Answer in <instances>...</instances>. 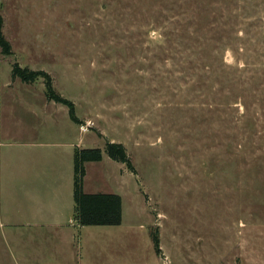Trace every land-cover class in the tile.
<instances>
[{
	"label": "rangeland",
	"instance_id": "obj_1",
	"mask_svg": "<svg viewBox=\"0 0 264 264\" xmlns=\"http://www.w3.org/2000/svg\"><path fill=\"white\" fill-rule=\"evenodd\" d=\"M0 12L14 54L0 49V264H264V0H0ZM16 64L49 74L84 127L47 110L44 80L11 94ZM54 115L70 155L103 152L84 191L121 197V226L80 227L73 196L56 220L16 196L19 142L1 131L42 133Z\"/></svg>",
	"mask_w": 264,
	"mask_h": 264
},
{
	"label": "crops",
	"instance_id": "obj_2",
	"mask_svg": "<svg viewBox=\"0 0 264 264\" xmlns=\"http://www.w3.org/2000/svg\"><path fill=\"white\" fill-rule=\"evenodd\" d=\"M15 87L16 81L9 86L11 94ZM8 99L13 98L8 97ZM46 106L47 110L52 109L54 113L59 111L58 105L49 102L47 98ZM48 121L50 124H46L47 128L42 133L32 134L25 130H13L6 134L1 131V136L4 135L9 140L14 139L19 142L18 145L9 143L10 147L16 146L18 151L11 155L8 164L11 166L7 168L12 172V167H15L18 187V190H15L16 196L20 200L39 197L38 201L44 203V208L41 210L44 218L56 220L69 209V197L73 196L74 200L75 151L73 155H70L68 144L61 145L56 142L60 139L58 137H61L56 133V116H51ZM25 138H28L27 141ZM44 139L45 141H39ZM40 148L41 152H39ZM57 149L66 151L57 152Z\"/></svg>",
	"mask_w": 264,
	"mask_h": 264
},
{
	"label": "trees",
	"instance_id": "obj_3",
	"mask_svg": "<svg viewBox=\"0 0 264 264\" xmlns=\"http://www.w3.org/2000/svg\"><path fill=\"white\" fill-rule=\"evenodd\" d=\"M0 49L5 57H12L13 48L4 35V20L0 12ZM14 81L20 80L27 85H34L39 80H44L46 87V97L49 102L62 105L68 108L71 121L84 127V124L76 115L75 105L58 95L54 89L52 77L45 72H33L23 69L20 65L13 66ZM107 154L109 158L117 163L125 165L128 170L136 174V169L128 155L126 148L119 144H108ZM103 161L101 150H75L74 155V201L75 220L77 224L84 227H119L123 222V200L116 195H87L84 191V180L87 175L86 164L100 163ZM153 241L156 253L159 257L161 253V243L158 233L153 234Z\"/></svg>",
	"mask_w": 264,
	"mask_h": 264
}]
</instances>
